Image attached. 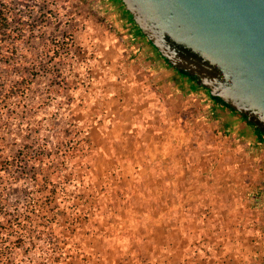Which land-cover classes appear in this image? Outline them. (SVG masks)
<instances>
[{"label": "rangeland", "instance_id": "obj_1", "mask_svg": "<svg viewBox=\"0 0 264 264\" xmlns=\"http://www.w3.org/2000/svg\"><path fill=\"white\" fill-rule=\"evenodd\" d=\"M3 15L0 230L31 201L55 202L57 220L39 218L38 232L32 229L24 241L0 240V264H84L88 251L99 250L108 223L123 217L122 189L131 186L117 175L128 164L100 153L97 129L118 111L111 108L120 100V65L108 46L120 41L115 24L130 18L118 0H0ZM131 114L138 125L151 117L138 107Z\"/></svg>", "mask_w": 264, "mask_h": 264}, {"label": "crops", "instance_id": "obj_2", "mask_svg": "<svg viewBox=\"0 0 264 264\" xmlns=\"http://www.w3.org/2000/svg\"><path fill=\"white\" fill-rule=\"evenodd\" d=\"M130 20L108 46L120 65L115 121L97 129L100 153L128 164L117 175L131 186L84 264H264V140L219 114ZM134 107L151 117L138 125Z\"/></svg>", "mask_w": 264, "mask_h": 264}, {"label": "water", "instance_id": "obj_3", "mask_svg": "<svg viewBox=\"0 0 264 264\" xmlns=\"http://www.w3.org/2000/svg\"><path fill=\"white\" fill-rule=\"evenodd\" d=\"M175 71L264 134V0H119Z\"/></svg>", "mask_w": 264, "mask_h": 264}, {"label": "trees", "instance_id": "obj_4", "mask_svg": "<svg viewBox=\"0 0 264 264\" xmlns=\"http://www.w3.org/2000/svg\"><path fill=\"white\" fill-rule=\"evenodd\" d=\"M119 3H120V1H119ZM127 15L129 16L128 13H127ZM129 18H130V16H129ZM7 20H8V18L6 15H3L0 17V23H2L1 28H0V32L2 31V33H4V31H5L4 29L7 28V23H6ZM137 30L141 34V32L138 28H137ZM18 33L19 34L21 33L20 30H18ZM180 74L187 77L188 79H190L193 82L195 80L193 77L188 76L186 73L180 72ZM211 98L215 102L216 109L218 110L219 114H223L224 111H231L229 109V107L221 99L213 98V97H211ZM252 130L254 132L252 138L264 140V134L263 133L259 132L258 130L254 129V128H252ZM32 155H34V154H32ZM32 155H31L30 159H35V160L38 159L39 154H35L34 156H32ZM31 202H28L27 206H19V211H14L13 213H11L9 215L10 219L8 218V220L6 222L8 227L10 226L9 229H6L5 231L0 230V240L2 242H4V241L8 242L9 239L11 241V238L17 240L18 242H21V241H24L30 235V232L32 229H33L32 231L38 232V228L41 226V223L39 222V218L40 219L41 218L42 219L47 218L48 223L49 222L54 223L57 220V214L54 212V209L57 205L55 202L51 201L48 204H43V205H40L38 202H33V203H31ZM52 207H54V208L52 209ZM0 251H1V249H0ZM60 252L61 253H60L59 258H63V262H64L68 258V256L63 257L62 255H64V252L62 250H60ZM61 264H63V263H61Z\"/></svg>", "mask_w": 264, "mask_h": 264}, {"label": "flooded vegetation", "instance_id": "obj_5", "mask_svg": "<svg viewBox=\"0 0 264 264\" xmlns=\"http://www.w3.org/2000/svg\"><path fill=\"white\" fill-rule=\"evenodd\" d=\"M225 113L232 120V122H234L235 125L243 129L245 128V130H248L249 133L254 134L252 125L246 122L244 117H242L241 115H235L232 113V111H225Z\"/></svg>", "mask_w": 264, "mask_h": 264}]
</instances>
